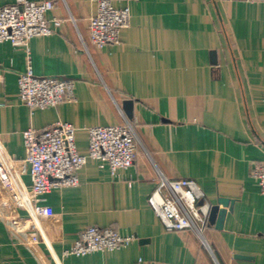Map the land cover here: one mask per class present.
Returning a JSON list of instances; mask_svg holds the SVG:
<instances>
[{
    "label": "crops",
    "instance_id": "crops-1",
    "mask_svg": "<svg viewBox=\"0 0 264 264\" xmlns=\"http://www.w3.org/2000/svg\"><path fill=\"white\" fill-rule=\"evenodd\" d=\"M15 0H0V6ZM63 20L27 45L0 41V158L12 187L0 182V264H264V193L251 176L264 164V0H113L130 7L120 40L100 48L89 19L98 0H54ZM75 80L74 97L31 109L19 74ZM133 99V117L124 101ZM134 122L138 155L113 174L89 157L76 186L35 203L41 239L16 232L30 217V163L23 131L57 121L76 126L89 151V127ZM161 175L195 179L211 205L234 200L223 226L209 218L203 240L167 231L149 202ZM24 201L21 203L20 201ZM113 226L134 240L86 255H65L88 225Z\"/></svg>",
    "mask_w": 264,
    "mask_h": 264
},
{
    "label": "built area",
    "instance_id": "built-area-1",
    "mask_svg": "<svg viewBox=\"0 0 264 264\" xmlns=\"http://www.w3.org/2000/svg\"><path fill=\"white\" fill-rule=\"evenodd\" d=\"M56 7L54 0H15L0 6V41L13 45H27L36 35L53 33L62 24L59 17L49 13ZM130 7L119 8L113 0H98L97 11L89 19L90 38L102 48L120 40L121 29L129 24ZM3 75L0 73V82ZM75 80L54 75H38L31 65L19 74V97L31 109L53 107L74 97ZM3 105L0 102V106ZM76 126L68 121H57L44 128L29 127L23 131L30 163L32 191L27 195L30 217L14 218L11 226L16 232H26L28 240L38 242L40 232L36 224L35 203L53 188L76 186L79 170L88 158L98 161L113 174L120 168L133 165L138 155L137 131L133 121L89 127V151L83 154L76 143ZM264 193V164L251 168ZM0 182L12 187L6 179L0 158ZM24 203V201H20ZM149 202L167 231L191 230L203 240L209 226L211 203L198 182L189 177L161 175ZM132 234H123L113 226L91 224L79 234L65 255H86L96 251H111L127 246ZM137 264H156L139 257Z\"/></svg>",
    "mask_w": 264,
    "mask_h": 264
},
{
    "label": "water",
    "instance_id": "water-1",
    "mask_svg": "<svg viewBox=\"0 0 264 264\" xmlns=\"http://www.w3.org/2000/svg\"><path fill=\"white\" fill-rule=\"evenodd\" d=\"M133 99H126L124 101V108L129 117H133ZM234 200L231 198L221 197L218 198L217 204L212 205L210 210V221L213 222L217 227L221 228L223 226V221L227 213V207L232 210Z\"/></svg>",
    "mask_w": 264,
    "mask_h": 264
}]
</instances>
